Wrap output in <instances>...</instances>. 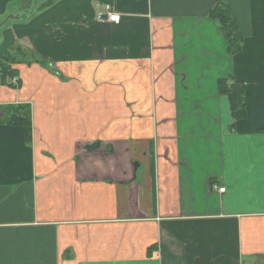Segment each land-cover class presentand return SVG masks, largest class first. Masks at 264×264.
<instances>
[{
  "label": "crops",
  "instance_id": "obj_1",
  "mask_svg": "<svg viewBox=\"0 0 264 264\" xmlns=\"http://www.w3.org/2000/svg\"><path fill=\"white\" fill-rule=\"evenodd\" d=\"M17 46L51 70L0 84V264H264V0H0Z\"/></svg>",
  "mask_w": 264,
  "mask_h": 264
},
{
  "label": "trees",
  "instance_id": "obj_2",
  "mask_svg": "<svg viewBox=\"0 0 264 264\" xmlns=\"http://www.w3.org/2000/svg\"><path fill=\"white\" fill-rule=\"evenodd\" d=\"M229 7L224 3L217 2L213 3L208 10V18L217 20L221 26V36H223L226 44L227 51L230 55H235L241 51L243 44L242 35L239 32V26L237 19L231 14ZM39 64L41 67H48L47 64L41 61L39 58L34 56L33 53L22 49L17 46L6 51L0 58V84L10 87L14 90L18 89L20 86L19 80L17 78V71L13 69V66L19 64ZM51 70L50 66L48 67ZM12 78H17L15 81L16 85H12L10 80ZM218 88L220 92L226 94L229 100L230 110L232 116L235 119H242L245 116V105L243 100L244 88L241 87L239 82L233 83L228 87H225L221 82ZM28 105H17L13 107L6 108V116L2 121L4 124L9 126H17L22 128L24 137L27 142L31 141V117L30 109ZM92 147H98L94 144Z\"/></svg>",
  "mask_w": 264,
  "mask_h": 264
},
{
  "label": "built area",
  "instance_id": "obj_3",
  "mask_svg": "<svg viewBox=\"0 0 264 264\" xmlns=\"http://www.w3.org/2000/svg\"><path fill=\"white\" fill-rule=\"evenodd\" d=\"M105 10H106V13H104V15H98V19L99 20H105L106 22H109V23H118L120 21V16L118 14H115L110 6L106 5L105 6ZM15 81H17V78H12L10 80L9 83H11L12 85H15ZM224 188H219L217 191H219L220 193L224 192L223 191Z\"/></svg>",
  "mask_w": 264,
  "mask_h": 264
},
{
  "label": "rangeland",
  "instance_id": "obj_4",
  "mask_svg": "<svg viewBox=\"0 0 264 264\" xmlns=\"http://www.w3.org/2000/svg\"><path fill=\"white\" fill-rule=\"evenodd\" d=\"M16 85V84H15ZM29 108V107H28ZM30 109V108H29ZM30 117H31V110H30Z\"/></svg>",
  "mask_w": 264,
  "mask_h": 264
}]
</instances>
